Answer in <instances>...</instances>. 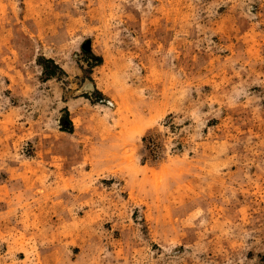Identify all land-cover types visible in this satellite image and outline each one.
<instances>
[{"label":"rangeland","instance_id":"rangeland-1","mask_svg":"<svg viewBox=\"0 0 264 264\" xmlns=\"http://www.w3.org/2000/svg\"><path fill=\"white\" fill-rule=\"evenodd\" d=\"M0 264H264V0H0Z\"/></svg>","mask_w":264,"mask_h":264}]
</instances>
